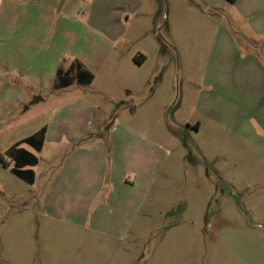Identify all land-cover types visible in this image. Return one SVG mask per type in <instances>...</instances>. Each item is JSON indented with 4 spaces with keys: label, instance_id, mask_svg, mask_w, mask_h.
Listing matches in <instances>:
<instances>
[{
    "label": "rangeland",
    "instance_id": "obj_1",
    "mask_svg": "<svg viewBox=\"0 0 264 264\" xmlns=\"http://www.w3.org/2000/svg\"><path fill=\"white\" fill-rule=\"evenodd\" d=\"M23 1L0 0V264H264V0ZM15 21L47 52L16 58ZM72 65L93 84L55 91ZM43 127L40 147L21 143ZM113 131L155 168L116 190L131 201L117 215L76 219L74 189L53 183L74 148L102 146L91 207L107 203ZM18 143L32 184L1 165Z\"/></svg>",
    "mask_w": 264,
    "mask_h": 264
},
{
    "label": "crops",
    "instance_id": "obj_2",
    "mask_svg": "<svg viewBox=\"0 0 264 264\" xmlns=\"http://www.w3.org/2000/svg\"><path fill=\"white\" fill-rule=\"evenodd\" d=\"M21 3L22 6L26 8H29L33 4V2L28 0H26V2L23 1ZM238 3L240 4V1L236 0L232 4L237 5ZM243 6H246L245 3H243ZM45 25L46 24H40V26L38 27L42 28ZM14 26L17 29V33L15 37H11L12 40L10 43L11 44L10 51L15 53L16 58L22 59L24 57L23 52L19 50L26 51L27 45H28L27 47L33 48L34 53H36L38 56H41L42 54L47 52L46 48L42 47L41 49L35 43L28 42L30 39H32L31 37L32 33L31 34L27 33L29 36L25 37V35L21 31L22 29H26L28 31L30 29L29 27L30 22L15 21L10 24V29H12ZM137 62L138 64L143 63V58L137 59ZM102 65L103 63L98 64V66H100V69ZM59 70H60V76H59L60 78L57 77V72ZM71 73L73 74L72 77H66L67 74L70 76ZM87 75H89L90 77L89 83L82 84V81L83 82L87 81V77H88ZM94 80H95V74L92 72V70H88L86 68L84 69L82 68L81 65H79L77 70L75 71L72 65L69 67L68 70L65 71L62 70V68L57 69L56 77L53 84V89L55 91L64 90V89L66 90L67 88H70L74 85L88 88L91 87ZM12 88H13L12 92H15L16 94L14 97L16 98V100H20L21 102L26 101L27 96L24 87L21 86L17 87L16 85H14L12 86ZM38 96L40 97H35V98H41V99L36 102L43 101V95L40 94ZM35 98H33V100ZM57 121L60 125L59 130L63 129L64 118L63 117L57 118ZM41 131L43 132L44 138L47 139L48 132L50 135L52 129L43 127L38 132ZM38 132H35L34 135L37 134ZM135 134L136 133L133 132H124V133L116 134V132L113 131L111 135L108 137V141L110 144L109 147L111 151L113 150V154H112L113 163L115 161H118L119 165L114 166V164H112L111 170L109 169V173H111L112 176L109 178V181L107 182L108 188L110 189L107 203L96 205L94 208H92L91 205L93 204V202L96 201L97 197L99 196L100 188L106 184L104 175L106 173L107 166L105 164L104 158H102L105 150L102 146L100 147V149H98L96 145L94 146L93 144L86 143L84 146H81L79 148L78 146L77 147L75 146L76 148H74L70 152V154L64 161L63 165L61 166V170L60 172H58L57 179H55L53 186H56L57 184L58 188H61L63 186L68 185L70 188L74 189V193L72 191V193L75 195L74 206L77 209L76 216L79 215L78 217H75L76 219L80 218V216H84L86 213L92 215V217L93 216L99 217L101 215H106L110 217L113 215H117L120 212V210L124 207V205L129 204V202L131 201L128 200L125 201V199H122L121 197L123 196L119 195L116 190L122 189V190H126L127 192L129 190L134 191L135 188L141 186L139 180L142 179L145 172L148 171L150 167H152V169L155 168V165H153L152 158L155 159L156 157L155 155L152 154V152L150 157L146 161V153L136 152L134 146L130 144L133 141L134 137L136 136ZM12 147L13 146H11V148ZM140 154H142L143 157ZM86 155H91L94 158H96L94 164L93 162H90L86 158ZM127 159L128 162L126 164L124 163V160ZM135 161L138 163L137 166L134 165ZM8 169L10 170V167ZM64 169L66 170V177L64 176V172H63ZM125 174L132 175L134 177V181L127 183L124 180Z\"/></svg>",
    "mask_w": 264,
    "mask_h": 264
},
{
    "label": "trees",
    "instance_id": "obj_3",
    "mask_svg": "<svg viewBox=\"0 0 264 264\" xmlns=\"http://www.w3.org/2000/svg\"><path fill=\"white\" fill-rule=\"evenodd\" d=\"M231 3H234L236 0H227ZM79 66V65H78ZM60 76V70L57 72V77ZM87 81L84 83H89L90 77L87 75ZM57 85V84H56ZM43 135V132H39L29 138L22 140L21 143L29 144L32 147L38 148L41 146V138L40 136ZM21 143H18L16 146L10 148L6 154L10 157L11 161L13 162V166L10 167V172L17 178L22 181H25L28 184H32L34 181V172L31 169H25L29 167H34L38 160L37 158L31 154V152L27 151L23 148H18ZM1 165L4 168H9V165L4 163L1 159Z\"/></svg>",
    "mask_w": 264,
    "mask_h": 264
},
{
    "label": "water",
    "instance_id": "obj_4",
    "mask_svg": "<svg viewBox=\"0 0 264 264\" xmlns=\"http://www.w3.org/2000/svg\"><path fill=\"white\" fill-rule=\"evenodd\" d=\"M41 98H35L34 100H33V103H35L36 101H38V100H40Z\"/></svg>",
    "mask_w": 264,
    "mask_h": 264
}]
</instances>
